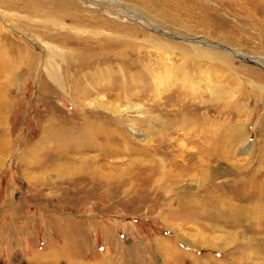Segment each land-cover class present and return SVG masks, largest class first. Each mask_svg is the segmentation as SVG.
<instances>
[{
	"label": "rangeland",
	"instance_id": "374dc122",
	"mask_svg": "<svg viewBox=\"0 0 264 264\" xmlns=\"http://www.w3.org/2000/svg\"><path fill=\"white\" fill-rule=\"evenodd\" d=\"M8 2L0 264H264V0Z\"/></svg>",
	"mask_w": 264,
	"mask_h": 264
},
{
	"label": "crops",
	"instance_id": "0c3cea01",
	"mask_svg": "<svg viewBox=\"0 0 264 264\" xmlns=\"http://www.w3.org/2000/svg\"><path fill=\"white\" fill-rule=\"evenodd\" d=\"M167 247H169V246H166V247L164 246L163 251L169 252L170 249ZM33 260H34L33 257H32V259L27 258L26 261L23 262L22 264H75V261H76V260H74L73 262H71V261L67 262L66 260L63 261L62 259L59 258V256H58V258L56 256L52 257V259H50V260H45L44 257H38V258H35L34 261ZM80 264H84V262H81Z\"/></svg>",
	"mask_w": 264,
	"mask_h": 264
},
{
	"label": "bare ground",
	"instance_id": "6f19581e",
	"mask_svg": "<svg viewBox=\"0 0 264 264\" xmlns=\"http://www.w3.org/2000/svg\"><path fill=\"white\" fill-rule=\"evenodd\" d=\"M2 1V3H4L5 5H7V6H9L10 4H9V2H8V0H1ZM196 1H198V0H196ZM38 2V1H37ZM3 4V5H4ZM29 4V3H28ZM28 4L26 3L25 5H21V7H24V8H28L29 6H28ZM33 3H31V5H32ZM54 4V3H53ZM33 5H35L36 7L38 6V4L35 2V4H33ZM54 6V5H53ZM11 7V6H10ZM55 8V7H54ZM30 10L31 11H34V12H37V9L36 8H30ZM249 10V9H248ZM65 15V14H64ZM116 54H118L117 52H116ZM150 63V62H149ZM127 71V70H126ZM81 73V72H80ZM122 75H124V74H122ZM258 247V248H257ZM255 249H257V250H255L256 252H260L261 250L259 249V245L257 246ZM168 248V247H167ZM263 253V252H262Z\"/></svg>",
	"mask_w": 264,
	"mask_h": 264
}]
</instances>
